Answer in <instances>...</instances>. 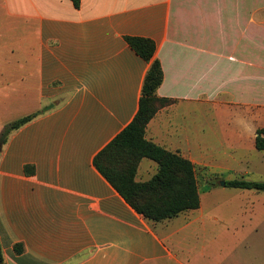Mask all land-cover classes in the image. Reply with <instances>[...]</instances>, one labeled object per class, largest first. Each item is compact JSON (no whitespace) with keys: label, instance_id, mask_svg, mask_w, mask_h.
<instances>
[{"label":"crops","instance_id":"obj_1","mask_svg":"<svg viewBox=\"0 0 264 264\" xmlns=\"http://www.w3.org/2000/svg\"><path fill=\"white\" fill-rule=\"evenodd\" d=\"M259 3L80 0L76 8L72 0H0V102L18 120L37 115L1 145L4 264L231 263L234 242L256 232L258 220L222 222L217 192L254 169L264 175L255 145L258 131L264 137ZM14 33L20 40L11 42ZM129 37L155 44L164 73L157 97L170 100L145 138L190 161L200 189L197 210L158 223L94 164L139 111L150 63ZM157 173L145 158L136 180ZM251 194L264 211V196Z\"/></svg>","mask_w":264,"mask_h":264},{"label":"trees","instance_id":"obj_2","mask_svg":"<svg viewBox=\"0 0 264 264\" xmlns=\"http://www.w3.org/2000/svg\"><path fill=\"white\" fill-rule=\"evenodd\" d=\"M72 2L79 8L80 0ZM127 42L142 59L150 63L143 83L139 111L133 122L95 158L94 164L137 213L158 223L197 210L200 207V189L190 161L145 138L147 125L160 109L170 104V100L157 97L164 73L160 62L154 60L155 44L149 39L132 37L127 38ZM36 117L30 115L7 126L0 135V146L6 143L12 131ZM255 145L258 151L264 152L263 131H258ZM145 158L157 163L158 173L150 181L140 183L136 175L140 162ZM226 187L264 192V182L233 180L227 182ZM19 249L17 247L18 252ZM0 264H4L1 244Z\"/></svg>","mask_w":264,"mask_h":264},{"label":"rangeland","instance_id":"obj_3","mask_svg":"<svg viewBox=\"0 0 264 264\" xmlns=\"http://www.w3.org/2000/svg\"><path fill=\"white\" fill-rule=\"evenodd\" d=\"M258 5H260L259 0H256V2L254 0V9ZM11 36L13 37L11 42L20 40L19 33H14ZM0 40L4 41L2 34H0ZM253 70L255 75L256 71L254 68ZM3 108L4 104L3 102H0V135L7 128V126L18 121V119L6 113ZM250 173L251 176L249 177L238 176L236 178L248 182H264V175L258 170L254 169L250 171ZM214 184L218 185L219 181L215 180ZM241 192V190L231 188H225V190L218 191L215 201L216 203L214 205V215L224 223L236 222L241 219L258 220L255 221V228L257 229L256 232H253L249 237H247L246 241L243 243L237 241L234 242L231 259H229V261L231 262L230 264H264V211H259L257 201L250 198L254 197L251 193H255L257 191H245V193H247L245 197L248 199L250 198V203L244 202L246 199L244 196L239 195ZM258 194L264 196V192H258ZM252 203L255 205L254 209H251ZM221 230H223V225H221ZM207 243L208 241H206L207 251L211 253Z\"/></svg>","mask_w":264,"mask_h":264},{"label":"water","instance_id":"obj_4","mask_svg":"<svg viewBox=\"0 0 264 264\" xmlns=\"http://www.w3.org/2000/svg\"><path fill=\"white\" fill-rule=\"evenodd\" d=\"M0 150H1V147H0ZM222 185H224V182L222 183Z\"/></svg>","mask_w":264,"mask_h":264}]
</instances>
